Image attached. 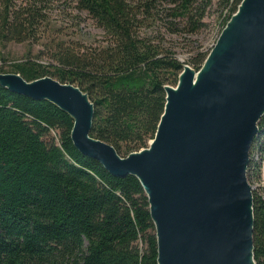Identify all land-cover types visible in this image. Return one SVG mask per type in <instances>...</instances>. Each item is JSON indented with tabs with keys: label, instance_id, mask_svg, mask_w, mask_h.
Segmentation results:
<instances>
[{
	"label": "trees",
	"instance_id": "1",
	"mask_svg": "<svg viewBox=\"0 0 264 264\" xmlns=\"http://www.w3.org/2000/svg\"><path fill=\"white\" fill-rule=\"evenodd\" d=\"M73 1L103 31L104 42L87 47L46 37L41 0H0V46L48 44L54 64L26 60L8 73L76 86L93 107L89 136L119 157L147 147L163 111V86L176 84L182 65L198 70L206 55L179 62L158 30L195 33L214 1L226 9L222 29L240 2ZM71 123L50 103L0 87V264H156L154 229L138 181L114 177L79 154L69 139ZM256 126L248 155L256 151L259 162L248 159L249 184L261 181L264 113ZM251 197L252 260L264 264V198L253 191Z\"/></svg>",
	"mask_w": 264,
	"mask_h": 264
},
{
	"label": "water",
	"instance_id": "2",
	"mask_svg": "<svg viewBox=\"0 0 264 264\" xmlns=\"http://www.w3.org/2000/svg\"><path fill=\"white\" fill-rule=\"evenodd\" d=\"M0 87L65 113L79 154L114 177L138 181L156 264H254L245 172L264 113V0H240L198 70L182 65L174 87L163 86L152 139L125 157L89 136L93 107L76 86L0 73Z\"/></svg>",
	"mask_w": 264,
	"mask_h": 264
},
{
	"label": "rangeland",
	"instance_id": "3",
	"mask_svg": "<svg viewBox=\"0 0 264 264\" xmlns=\"http://www.w3.org/2000/svg\"><path fill=\"white\" fill-rule=\"evenodd\" d=\"M41 7L46 13L49 23L48 29L45 31L46 37H54L66 42L78 41L87 47L105 41L103 31L85 12L77 10L73 0H41ZM225 11V8H219L214 1L205 9L203 25L195 33L183 34L176 31L173 34H168L159 29L158 37L160 35L164 42L163 45L173 53V57L184 64L188 58L196 53H208L221 30L220 25ZM51 25L59 29L61 34L56 35ZM177 27L179 26L177 25ZM51 51L48 44L40 46L33 43H5L4 46H0V72L8 73L13 64L26 60L34 61L43 66L54 64L50 59ZM258 155L256 151H251L248 155L251 163L259 162ZM260 160L261 181L248 179L250 184L247 183L251 188L250 191L264 198L263 157Z\"/></svg>",
	"mask_w": 264,
	"mask_h": 264
},
{
	"label": "bare ground",
	"instance_id": "4",
	"mask_svg": "<svg viewBox=\"0 0 264 264\" xmlns=\"http://www.w3.org/2000/svg\"><path fill=\"white\" fill-rule=\"evenodd\" d=\"M246 255V254H245ZM246 261H247V258H246Z\"/></svg>",
	"mask_w": 264,
	"mask_h": 264
}]
</instances>
